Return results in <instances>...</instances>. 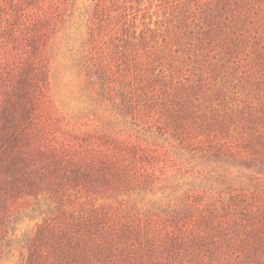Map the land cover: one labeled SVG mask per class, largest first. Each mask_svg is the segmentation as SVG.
<instances>
[{
  "label": "trees",
  "instance_id": "trees-1",
  "mask_svg": "<svg viewBox=\"0 0 264 264\" xmlns=\"http://www.w3.org/2000/svg\"><path fill=\"white\" fill-rule=\"evenodd\" d=\"M40 1H0V71L14 45L28 56L0 107V186L45 183L54 204L26 243L25 264H264V176L224 200L195 194L184 213L143 218L124 209L122 196L153 186L164 153L131 134L49 127L41 132L44 171L27 173L13 149L27 138L19 134L35 104L30 90L47 79L48 17L28 18ZM166 2L164 24L132 30L122 65L97 59L94 72L137 132L264 174V0ZM8 218L0 203V238Z\"/></svg>",
  "mask_w": 264,
  "mask_h": 264
},
{
  "label": "rangeland",
  "instance_id": "rangeland-1",
  "mask_svg": "<svg viewBox=\"0 0 264 264\" xmlns=\"http://www.w3.org/2000/svg\"><path fill=\"white\" fill-rule=\"evenodd\" d=\"M40 3L41 8H34L32 18H28L36 21L48 17V25L42 27L48 32L42 46L47 79L40 88L30 90L35 104H30L31 119L23 124L25 133L19 134L27 138L13 149L24 159L27 173L36 176L44 171L41 132L49 127L60 135L131 134L147 139L159 153H164L167 165L153 186L129 198L122 196L124 209L143 218L184 213L188 198L195 194L201 195L202 201L224 200L235 189L261 184L263 173L229 162L207 161L198 153L190 154L176 145L167 135V138H147V134L137 132L138 128L115 108L116 99L107 89L108 83L94 72L97 59L106 60L112 67L122 65L124 51L131 49L127 41L132 40L129 36L132 30L138 33L144 24L151 29L164 24L170 10L166 0H41ZM21 44L17 49L13 46L5 60L6 69L0 71V107L7 99L6 94L15 93V76L28 57ZM4 174L0 167V182H5ZM45 185L39 184V191L21 182L5 189L0 186L1 206L7 203L9 210L8 223L0 238V264H25L28 239L45 217L53 215L54 204L43 190ZM33 189L38 192L33 193Z\"/></svg>",
  "mask_w": 264,
  "mask_h": 264
}]
</instances>
